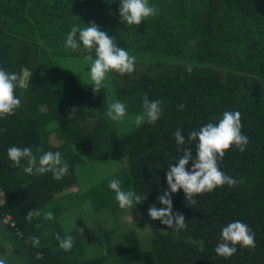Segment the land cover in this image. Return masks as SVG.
<instances>
[{
    "label": "trees",
    "instance_id": "16d2710c",
    "mask_svg": "<svg viewBox=\"0 0 264 264\" xmlns=\"http://www.w3.org/2000/svg\"><path fill=\"white\" fill-rule=\"evenodd\" d=\"M148 2L158 14L129 26L120 23V0H0V69L22 77L28 73L27 87L15 89L20 107L0 118V226L20 264H264V0ZM89 22L136 57L132 73H108L113 103H124V117H132L143 113L145 95L160 100L162 116L154 125L145 122L124 132L126 118L115 122L107 116L104 85L93 94V82L81 78L90 74L92 61H85L82 46L72 51L64 45L73 25L85 28ZM225 111L240 112L249 144L244 152L231 146L218 166L243 183L199 194L194 205L182 190L172 194L173 212L182 213L187 223L180 231L150 219V205L163 207L157 197L167 190L168 165L182 155L173 133L181 129L187 140L191 131L218 123ZM12 146H31L37 156L43 154L37 147L59 151L68 174L60 180L51 173L25 174L7 157ZM182 147H192L195 157V142ZM115 160L122 161L117 175L122 190L146 196L134 205L136 213L160 232L151 235L147 247L109 244L105 253L88 259L81 234L65 229L62 216L75 210L69 206L73 199H85L88 212L114 214L110 181L81 188L77 168ZM191 167L189 161L186 169ZM34 209L40 215L25 219ZM49 211L53 220L44 219ZM236 220L253 230L256 247L237 245L230 258L218 257L214 248L221 230ZM57 233L74 237L70 251L59 247ZM33 237L39 246L32 245Z\"/></svg>",
    "mask_w": 264,
    "mask_h": 264
},
{
    "label": "clouds",
    "instance_id": "9594fccd",
    "mask_svg": "<svg viewBox=\"0 0 264 264\" xmlns=\"http://www.w3.org/2000/svg\"><path fill=\"white\" fill-rule=\"evenodd\" d=\"M159 8L149 5L148 0H120L119 16L120 23L129 26H139L143 20L157 15ZM87 27L81 28L79 25H73L67 34L65 49L76 51L82 49L85 53V61H92L90 67V78L93 82L91 91L93 94L100 93L105 77L110 72L124 74L132 73L135 70L136 57L129 55L124 48L117 47L115 37L109 36L106 31H101L99 26L94 22H89ZM78 34V35H77ZM190 44L196 42L190 41ZM93 52L95 59L93 60ZM67 70V69H66ZM192 66L186 67V72H192ZM75 74V73H74ZM28 73L24 76L7 72L0 69V118H7L14 114L15 110L20 107L21 101L15 95L17 87H27ZM143 113L137 116L136 124L142 123L155 124L162 116L160 100H149L147 95L143 97ZM181 109L184 105H179ZM127 106L122 102H114L107 111V116L115 122H120L126 115ZM53 125H50L52 127ZM59 126V125H56ZM241 114L239 111H225L218 123H208L202 126L198 131H191L187 140L182 134L181 129H177L173 135L177 144V150L182 151V155L175 164L168 165V171L165 173L167 190L157 197V201L163 205L157 208L155 204L148 208V216L152 220H158L161 224L167 225L168 228H174L180 231L187 227L185 217L182 213L173 212L172 194L182 190L184 199L194 205L195 197L203 193H211L216 188L228 185L234 187L242 180L226 175L219 169L218 161L221 160L226 151L233 145L240 151L244 152L249 144V137L241 133ZM195 142V157L191 155L192 147H182L186 144ZM74 148V145H73ZM75 149V148H74ZM35 155L31 146L19 148L16 146L7 149V157L12 162V166L22 168L23 172L28 175H43L51 173L53 179L60 180L68 174V163L62 158L59 151L43 152L40 147L36 148ZM26 161L22 164L21 161ZM191 161V169H186ZM109 188L114 191L115 199L119 208L123 210L134 209V205L143 203L146 196H141L132 190L124 191L121 188V182L113 179L109 183ZM38 210L29 211L25 219L31 220L39 216ZM45 220H53L54 214L47 212ZM32 245L39 246L38 237H33ZM59 247L64 251H70L74 245V237L66 235L61 238L56 234ZM221 242L214 248L218 257L228 259L237 252V245L241 249L253 250L256 247L255 233L245 223L236 220L223 227L220 236ZM0 264H6L4 259H0Z\"/></svg>",
    "mask_w": 264,
    "mask_h": 264
},
{
    "label": "rangeland",
    "instance_id": "374dc122",
    "mask_svg": "<svg viewBox=\"0 0 264 264\" xmlns=\"http://www.w3.org/2000/svg\"><path fill=\"white\" fill-rule=\"evenodd\" d=\"M64 65H67V63ZM81 78L91 81L90 74L87 77L83 74ZM103 85L108 94L110 107L113 103L114 92L108 74L103 81ZM137 116L139 115L124 117L126 118L122 121V130L124 132H130L133 128L138 127L136 124ZM121 169L122 161L120 160L88 163L85 166L77 168L78 183L82 188L96 183V181H111L117 179V175ZM89 179L91 181H88ZM76 190L74 188L71 192ZM78 195L81 196V193H78ZM85 202H87L85 199L71 200L69 206L74 204L75 210L70 208V211L62 216V220L65 229L76 230L81 234L84 241V253L88 259H94L98 254L105 253L109 244L121 247L129 243L140 242L142 247H147L151 235L160 232V229L152 221L136 213L135 208L127 210L120 209L116 199L112 198L109 201L116 208L114 214L111 209H104L103 211L93 213L88 212L90 206L87 204L85 206H88V208L83 206ZM2 232L3 229L0 226V259H4L6 264H20L18 254L14 250V246H12L13 244H11L7 236Z\"/></svg>",
    "mask_w": 264,
    "mask_h": 264
},
{
    "label": "built area",
    "instance_id": "2783aa9c",
    "mask_svg": "<svg viewBox=\"0 0 264 264\" xmlns=\"http://www.w3.org/2000/svg\"><path fill=\"white\" fill-rule=\"evenodd\" d=\"M5 220L8 222V220H9V216H6Z\"/></svg>",
    "mask_w": 264,
    "mask_h": 264
}]
</instances>
